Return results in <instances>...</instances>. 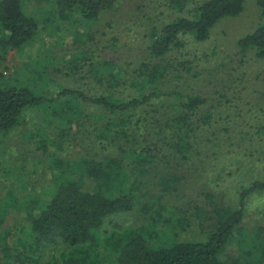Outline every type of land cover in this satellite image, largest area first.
<instances>
[{
	"label": "trees",
	"instance_id": "obj_1",
	"mask_svg": "<svg viewBox=\"0 0 264 264\" xmlns=\"http://www.w3.org/2000/svg\"><path fill=\"white\" fill-rule=\"evenodd\" d=\"M120 1L0 0L5 55L45 47L48 36L60 46L71 37L81 48L62 64L72 65V85H58L55 93L45 91L56 83L49 69L35 76L39 88L31 81L14 84L0 72V167L22 157L10 153L9 134L30 131L31 148L56 171L51 188L35 197V187L27 195L0 181V264H264V153L254 149L264 151V124L242 125L239 140L251 147L233 149L235 129L214 128L212 116L199 115L207 100L182 92L173 67L181 69L165 64L183 46L181 37L207 40L219 21L243 12L246 0H154L155 11L139 5L148 21L162 7L179 11L192 2V9L152 27L136 65L103 59L108 47L100 49L93 33ZM257 4L264 15V0ZM239 46L264 60V23ZM32 114L47 126L35 128ZM78 136L90 142L91 153L63 157L64 144ZM186 188L200 189L188 194ZM18 201L29 223L8 228V207ZM126 213L139 216L140 229L102 234L109 216ZM205 224L210 230L203 240H180L181 232Z\"/></svg>",
	"mask_w": 264,
	"mask_h": 264
},
{
	"label": "rangeland",
	"instance_id": "obj_2",
	"mask_svg": "<svg viewBox=\"0 0 264 264\" xmlns=\"http://www.w3.org/2000/svg\"><path fill=\"white\" fill-rule=\"evenodd\" d=\"M153 1L121 0L113 11L103 16L93 29L95 40L100 41L98 44L100 49L108 47L101 52L103 59H110L112 56L121 64L136 65L145 57L149 42L148 35L152 27L160 26L166 20L170 21L182 15H188L192 9V2L179 11H172L170 8L165 10L162 7L158 10V14L162 12L158 18L148 21L147 16L141 12L147 9L142 6L140 10L139 5L147 4L148 8L150 4V10L155 11L156 3ZM158 2L161 1L158 0ZM82 23L84 24V22ZM263 23L264 15L257 0H246L243 12L236 17H227L219 21L211 29L207 40L196 42L193 37H181L183 46L175 49L166 57L167 63L165 64H172L181 69L179 72L176 67H173L177 79L174 81L182 92L201 95L207 100L206 105L199 111V115L212 116L211 125L214 128L235 129L232 131L234 133L232 148L236 150H238V144H241L244 149L251 147V144L246 141L239 140V131L242 130V125L254 128L264 124V60L257 56V51L254 48L242 49L239 46L242 39L254 33ZM66 25L69 27L70 23L67 22ZM71 33L72 30L69 29L68 34L71 35ZM69 38L66 45H57L56 38L48 36V43L45 47L27 48L21 52H9L8 55L0 52V72L7 79H11L14 84L16 81L20 83L31 81L30 84L36 83L35 87L39 88L40 81L35 80V76L39 70L42 69L46 73L49 69L48 72H51V76L55 77L56 83L54 88H45V91L48 93L58 92V87H56L58 85L69 87L73 81L72 65L63 69L62 64L68 65L70 59L81 50L80 47L73 45ZM113 38L116 40H112ZM104 54L107 56L104 57ZM82 63L86 64L87 62ZM54 69H60V71L54 73L52 72ZM28 119L29 123H33L37 129L42 125L47 126L41 115L32 114ZM33 126L30 129H33ZM251 128L247 129L255 131ZM28 134L30 131L25 134L14 132L7 137V142L11 146L10 153L15 158L18 154H21L22 157L14 161L11 167L8 166L9 168L7 166L6 168L0 167V181H7L10 190L18 188V193L25 189L27 195L32 194L29 188L35 187L34 190L37 189L36 192H33L35 197L36 193H40L42 189L51 188L50 184L56 171H53V164L49 157L46 158L44 153L33 151L31 142L27 139ZM82 137L78 136L76 140L65 143L61 155L67 159L76 160L90 152L92 145L88 140L82 142L84 139ZM226 143L229 145L231 142ZM255 145L259 144L255 143ZM261 145L264 146V144ZM92 148L101 154L99 147ZM228 148L230 154L236 156L231 151L232 148ZM254 149L264 153L262 148L255 147ZM27 153L30 154L27 155ZM2 154L3 152L0 153V156ZM6 156L8 159L9 154ZM226 178L228 177L224 179ZM90 187L86 189L89 191ZM199 189L189 190L186 188L182 191L192 194L198 192ZM173 204L171 203V205ZM23 205V201L21 203L18 201L16 207H8L6 227L11 228L14 225L26 227L28 225L27 214L18 212V208H22ZM34 214L37 215L39 212L36 211ZM128 214L109 216L107 221L110 222L105 223L101 231L102 234L105 235L107 232L111 234L112 230L122 232L129 229H140L138 227H141L143 223L139 216ZM114 221L116 225H114ZM149 229L150 227H146L144 230L147 235ZM209 230V224H205L203 229L195 226L184 233L181 232L179 238L180 240H203ZM104 264H109V262Z\"/></svg>",
	"mask_w": 264,
	"mask_h": 264
}]
</instances>
